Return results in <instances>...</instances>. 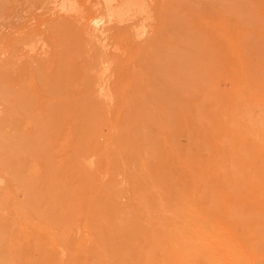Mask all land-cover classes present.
<instances>
[{"label":"bare ground","instance_id":"obj_1","mask_svg":"<svg viewBox=\"0 0 264 264\" xmlns=\"http://www.w3.org/2000/svg\"><path fill=\"white\" fill-rule=\"evenodd\" d=\"M106 8L109 15L112 16V18L117 17L119 21L125 16L133 13L138 14L143 22L151 18L144 0H138L135 4L130 3L128 0H121L118 4L114 5L107 1ZM71 9L74 8L71 7ZM72 11L74 12V10ZM136 26H138V23L132 24L126 28L125 34L115 33L113 38L115 40L124 39L126 41H131L135 35L138 36L147 32L144 24L140 25L141 28L139 32H136ZM64 31L60 33L64 35H66L65 33L68 34L67 31ZM104 31L105 29H99V26L95 25L93 37L97 39L98 42V45L95 43L98 50L97 54H95L96 58L94 61L96 70L95 75L94 72L92 73L94 76L89 77L90 73L88 76L84 75L83 86L81 89H78L80 90L81 96L76 91L74 94L72 92V95H66L68 93L67 91L71 90L75 73L77 75V70L75 71L73 64V60L77 56L76 52L73 53L76 49H74L75 42L73 43L74 46L69 42V39L72 38L70 36L68 37L69 39H64L65 45L63 44V46L65 48L61 47L63 50L62 56L59 58L58 64L55 67V71L57 70L56 72L58 74H56L53 69L54 74H56L54 79L48 81V78L42 77L46 75L41 76V72H39L40 74L37 73V76L39 74L40 77V79L38 77V80H41L38 82V90H28L22 85L21 80L18 78H9L6 76L5 79L2 77L0 79V102L5 104V106H3L6 112L5 116L0 120V125L2 127L0 134V186L4 185L3 190L0 192V212L4 214V212L13 211V218L11 221H2L0 217V264H24L22 261L30 259V257H28L29 253L33 250L35 251V249H37V253L41 252L40 255H44L43 257H39L38 262L36 261L34 264H55L56 260L59 264V260L62 262L63 257L61 256L62 258L55 259L54 252L48 250L50 247H54L58 241L60 242H58L59 245L61 244L68 251L71 259L70 261L71 263L73 262V264H91V262L92 264H264V260H261V256L259 255V249L263 248L264 245L261 244L260 246V241L258 243L256 240L255 242L252 241V238L256 239L260 234H264V232L261 231L264 227L260 228L259 226L257 228L258 220H256L255 215L250 213L252 209L251 203H248L247 200L237 198L234 194H230L232 197L230 207L227 206L224 209L222 216L219 214L220 212H214V214L212 213L211 215V211L207 210L202 205V198L207 196L204 193L203 187L206 182H209L208 178L203 175L207 176L206 173L208 172L201 171L203 175H201V181H199L198 179L200 178L192 176L194 170L189 169L169 183H167L168 180L165 181L163 178L164 176L161 178V175H159L157 171L156 175H153L158 177L156 180L154 178V180L152 179V175L150 177L146 175L147 171L150 170L148 160L152 162L153 160H157L159 156H163V135H165V129H170V125L173 127L170 129L172 133L170 139L173 143V152L177 153L181 150L179 147L181 146L180 140L184 138V132L186 133V131L182 132L181 130V128L183 129V126H185L183 125L185 124L183 115L184 113H188L189 116H193L192 114H194L193 111L189 109L187 101H185V96H190L192 98L195 90H203V94L206 95L205 97H207L209 101L220 104L221 100H217L216 94L214 95V93L217 91L215 90L217 85L220 88L219 91L222 92L221 96L225 95L222 98L227 97L225 94L227 86L223 83L224 78H221L218 73V76H216L214 73L215 71L213 72L214 74L203 73V75L200 76L183 74L182 62L176 60L163 62V50L159 48H163V39L160 36V40L155 43V47L160 50L153 48L155 50V55L153 54L154 56L145 58V60L147 59L146 63L144 64V61H142L144 66L140 61V66H143V71L136 74L134 78L137 80L125 77L126 73L124 67L115 68L116 71L114 70L113 76H116V82L110 86L108 85V81L111 80L108 79L109 67L113 62L119 60L118 56L110 57L105 53L107 44L104 41L105 38L102 37ZM74 34L72 33L71 35L73 36ZM62 37L63 36H60L59 38ZM76 37L77 36H75V39ZM149 44L150 45H147L152 47L154 45L151 42ZM116 47L118 48V46ZM116 47H113V49H117ZM207 47L212 48L209 45ZM148 48L149 47H147V49ZM207 51L208 50H206V52ZM212 52L213 51H208L206 54L209 55ZM212 55H210L211 58ZM211 58L208 62L207 58H204L207 62L204 63L211 65L212 67L210 66V68H215L214 65L219 64V62H213V64L212 61H210ZM214 58L213 61L217 60L216 58L220 61L222 55L220 54L218 57L214 56ZM76 59L78 62L81 58L78 59L76 57ZM204 59L202 61H205ZM226 60H228V58ZM230 61L232 62V60ZM137 62L138 60L136 63ZM153 65H157L156 68H158V71L153 72L151 67L150 69L153 72L151 73L148 67ZM209 65H205V67ZM203 66L204 65H202V67ZM91 67L92 65L87 66V71L91 70ZM223 69L220 68L219 71ZM236 69L237 68H235L234 71ZM84 70L85 69L82 68V72ZM85 72L86 71L83 73L85 74ZM242 75L244 74L242 73ZM254 77L257 78L256 76ZM231 78L233 77L231 76ZM225 79H227V77ZM150 80L154 81L152 82ZM219 83H222L221 85L224 91L221 90L222 86ZM129 86H132L133 90H138L143 95L144 93L147 94L146 90H150V92L155 90L156 92L154 96L148 94L146 97L145 94V98L142 99L134 94V96L131 94L128 97L126 94L131 92L125 94L124 90ZM163 87H168V90H173L172 93H169L171 95H169V98L171 97V99L168 105H171L170 107H172L173 112L171 113L169 111V113L172 114H169L170 117H167L168 113H165V115L162 113L161 115L158 112V115L153 111L157 103L155 102L153 105L151 98H155L158 104L159 102H162L161 105L164 103L163 97L161 98L163 91H160L163 90ZM213 90H215L214 93ZM96 95L102 96L108 103L114 100L117 101L119 109L113 112L112 122V127L116 129L114 130V132H116L112 137L108 138L107 135L99 129V124H101V122L105 123V114L104 108L99 105V103L96 104ZM166 97L167 96H165V98ZM226 99L228 98L224 100ZM48 100L52 102L49 104ZM224 100H222L221 103H224ZM130 101H132V103L128 104ZM107 102L104 103L108 105ZM194 102L196 101L194 100ZM253 104L254 103H249V105ZM151 105L152 111L149 109ZM248 107L245 110V117H243L244 119H242V121L244 120L245 122L246 118V120L249 121L248 125L251 124L248 128L250 127L251 129L253 127L251 130L258 133L261 129H264V124L254 119V122L252 121L253 117H251L249 110L251 107ZM163 115L166 117H163ZM27 116H31V120L35 123L33 128L34 132L30 136L24 134L20 129L23 122L21 119ZM254 118L256 119L258 117ZM184 119H186V117ZM200 120L202 119L200 118ZM203 120H205V118ZM160 121H165V123H167L164 125V131L159 124ZM186 121L188 124L187 119ZM190 121L189 118V122ZM26 122L27 124L29 123L28 121ZM227 122H229L228 119ZM236 122L238 123V121ZM66 124H68L67 126L70 128V134L73 139L72 142H70L72 150L69 155L65 156L64 152V154L61 153L60 155L59 150L57 151L56 136L63 125ZM229 124L232 128L235 127L234 124ZM29 125L31 124H28V126ZM25 127H27V125ZM237 128L236 126V129ZM236 129L234 128V130ZM150 130L154 133L153 136L156 141V146L151 142V139L150 141L149 138L147 140V138L145 139V137H142L144 135L149 136ZM188 130L190 131V129ZM254 131H251V133ZM231 133L233 132L231 131ZM251 133H249V135L255 136L257 134ZM188 134H191V132H188ZM235 134H237V132H235ZM68 140H70V138ZM184 140L187 142L186 146H189L192 142H198L196 141L198 140L197 138L192 139L188 136L184 138ZM90 141L102 144L110 141L114 144V148L117 147L116 149H120V151L118 150L119 152L117 154L116 152L109 151L110 153L105 155L104 151H106V149L104 151L101 149L91 150ZM228 141H220L221 150L227 151L229 147L226 142ZM261 141L263 140L261 139ZM232 142L233 140L231 143ZM234 146L232 145V151ZM113 150L115 149H112V151ZM234 150L238 155H242L243 153L248 154L247 151H245V147L241 148L235 146ZM23 154H27L26 157L28 158L29 156L34 165H32V162L28 161L27 158H24ZM232 155L233 154H231V156ZM97 157L101 158L100 165L96 163ZM122 158H125L126 162L128 160V164H131L132 168L136 171L134 176L131 175L133 178H130L132 192L128 200L129 208H127L126 205L120 204L119 201L117 202L116 194L111 195V193H107L108 187H97L96 178L87 172L89 168H91L89 170L91 171L96 164L104 170L108 169L107 167L109 165L107 171L110 175L111 172L109 171H112L110 166L113 164L112 166L117 172L119 169L116 170L118 168L116 164ZM175 158L179 159L178 155ZM185 158L187 157L184 156V161H186ZM246 163L247 160L245 158L242 164ZM122 165L121 163V167ZM234 166H230L231 169H233L231 170L232 172H230V175H234H232V178L236 177V172L238 171V169L233 168ZM154 168L157 169L156 167ZM120 170H123V168ZM220 172L222 173L223 169ZM223 173L225 174V171ZM223 173L222 176L226 177ZM126 174L127 171L125 175ZM114 176L117 177L118 175L114 173ZM250 176L252 177V175ZM226 179H228V177H226ZM211 180H213V178ZM218 182L215 184H220ZM110 184L113 185L112 183ZM116 186L117 184L115 187ZM121 186L124 187L123 184ZM46 189L49 192L47 200L42 197V193ZM110 189L112 190L113 188ZM227 190H229L228 187ZM160 191H162V193ZM101 194L102 197H100ZM212 205H214L212 208H215V203ZM25 207L29 208L32 214L38 215V217L35 216L37 219L39 216L40 219L41 217L45 218L48 222L47 224L53 227L51 228L49 226L51 229L59 227L63 230L71 228V224L74 223V221L72 223L74 214L81 207H84L85 210L88 211H86L88 216L91 217L94 222V225H90L93 227L91 230L94 231L96 229L97 231H95L98 232V236L96 235L97 233H95V236L98 237L96 240H98L99 243L97 241L98 246H95L100 249V252L98 254L91 253L92 259L83 257L81 259L79 249L86 252L85 246L82 248L83 245L81 242L64 238H52L54 240L40 241L33 238L32 234H22L24 233L23 228L29 226L27 222L21 223V219H23L24 216L21 210H24L23 208ZM79 211L81 212V210ZM23 212L25 213V210ZM88 216L86 215V217ZM213 216L214 218H211ZM31 217L33 218V216ZM119 220L122 222V226ZM30 221L32 220L30 219ZM101 221L103 224L100 223ZM158 222H161V225H158ZM124 224L125 226H130L131 228L129 227L128 229L131 230H126ZM122 227H125V233L124 231H122V233L120 232ZM54 237L56 238V236ZM261 238L264 240V237H260V239ZM59 251L60 255H64V251ZM33 260L34 259H31V261ZM61 262L60 264H62ZM31 263L33 264V262Z\"/></svg>","mask_w":264,"mask_h":264},{"label":"rangeland","instance_id":"obj_2","mask_svg":"<svg viewBox=\"0 0 264 264\" xmlns=\"http://www.w3.org/2000/svg\"><path fill=\"white\" fill-rule=\"evenodd\" d=\"M107 1L114 5V4H118L121 0H0V79L1 77L5 79L6 76L9 78H16V79L18 78L21 80L22 85L26 87L28 90L30 91L38 90L37 89V86L39 84L38 82L41 81L38 80L40 74L39 72L42 73L41 76L46 75L45 77L44 76L42 77L46 79L48 78V81L54 79V76L58 74L56 72L57 70L55 71V67L58 64L59 58H61L62 56L63 50L61 49V47L65 48L63 46V44L65 43L64 39L70 36L72 38L70 39L68 38L69 42L72 45L75 42L74 49L75 48L77 49V50L75 49L76 51L73 49L74 50L73 53L76 52L77 54L76 57L78 59L79 58L81 59L78 60L77 62L76 61L77 59L75 57V59L73 60L74 68L75 71L77 70L78 76L75 73L73 79L74 81L73 84L71 85V90H68L67 91L68 93L66 95H72V92L74 94L75 91L78 92V94L80 95V90L78 89H81L83 86L84 75L88 76L89 73H90L89 77L95 75L96 69L94 66V61L96 58L95 54H97L98 51L96 46V44L98 45V42L97 39H94L93 34H94L95 25H98L99 29L102 30L105 29V31L102 34L103 35L102 37L105 38L104 41L107 44L106 47L107 51L105 48V53L110 57L118 56V60H119L113 62V64H111L109 67L108 79L111 80L108 81L110 83V84L108 83V85L111 86L116 82V76H113L114 75L113 72L116 71L115 68H120V67H124V71L126 73L125 77L137 80L134 77L136 76V74L141 73L143 71L142 68L147 60V59L145 60V58L155 55L154 52L155 50L153 48L158 49L155 47V43L160 40L159 37L161 36V38L163 39V48L161 47L159 48L163 50V62H167L170 60H176L182 62L183 74L200 76L203 75V73L212 74L215 71L214 73L216 74V76H218L217 75L218 73L221 76V78H224L223 83H225V85L227 86V89L225 90L226 92L225 94L227 95V97L225 98L228 99L224 100L225 98H222L225 95H223L224 94L223 93L222 94L223 96H221L222 92L219 91L220 88L217 85H216L217 88H215V90L217 91L216 93H214L215 90H213V93L214 95L216 94L215 96L217 100H221V101L224 100V103L223 102L221 103L220 101V104H218L217 102L209 101V99L205 97L206 95L203 94L204 93L203 90L201 91L195 90L193 94L194 96L192 98L190 96H189L190 98L188 96L187 97L185 96V101H187L189 109H191V111H193L194 114H192L193 116L191 115L189 116L188 113L186 114L184 113L185 116L183 115V120L185 121V124L183 125L185 126L183 127L186 130L184 128L183 129L181 128V130L182 132L186 131V133L184 132L183 134L184 138H187V136L191 137L192 139L197 138L198 140L196 141L198 142L196 143L192 142L189 146H186L187 144L186 140H184V138H181L180 140L181 146H179L181 149L180 152L177 153L173 152V148H172L173 143L172 140L170 139L172 134L170 129L172 125L168 124L171 127L168 130L165 129L166 131L165 132L164 125L167 123H165V121L164 122L160 121L159 124L163 128L165 134L163 135V143L161 142L163 147V156H159L157 160H153L152 162L148 160L150 170L147 171L146 175L149 177L152 175V179L154 178L156 180L158 177H155L153 175H156V171H157L159 172V175H161V178L164 176L163 178L165 179V181L168 180L167 183H169L171 181H174L176 177L187 172L189 169L194 170L192 176L200 178L198 179L199 181H201V175H203L201 174V171L208 172L206 173L207 176L203 175L204 177L208 178L209 182H206L203 187L205 191L204 193L207 196H204L202 198V205L204 206V208L211 211L210 212L211 215L212 213L214 214V212H220L219 214L222 216L224 209L227 206L230 207L231 204L230 202L232 200L230 194H234V196H236L237 198L247 200L248 203H251L252 209L250 213L255 215L256 220H258L257 228L259 226L260 228L264 227V223H263L264 221V148H263L264 132L263 130L264 129L263 130L261 129L257 133L256 131L251 130L253 127L251 129L250 127L248 128V126H251V124L248 125L249 121H247L246 118H245V122L244 120L242 121V119H244L243 117H245L244 116L245 110L249 106L251 107L248 108L250 110L251 117H253L252 121L254 122V120L255 121L258 120L264 124V114H263L264 113V0H144L147 10L150 12V16H151V18L148 19V21L146 20V22L141 21L139 15L135 13L125 16L121 21H119L117 17L112 18V16L109 15L106 8ZM128 1L132 4H135L138 0H128ZM71 7L74 9H71ZM72 10H74V12ZM135 23H138V26L135 27L136 32L140 31L141 24H144V26H146L147 32L142 35H138V36L135 35V37H133L131 41L130 40L126 41L124 39L115 40L113 38L115 33L125 34V31L127 30L126 28H128L129 26ZM63 31L64 32L67 31L68 34L67 33H65L66 35L61 34L63 33ZM157 32L160 33L158 34ZM72 33L75 34L72 36L71 35ZM59 35L63 36L62 37L63 41L62 38H59L60 37ZM75 36H77L76 39ZM91 36L93 37V39ZM150 42L154 44L153 47L148 46L150 45L149 44ZM208 45L212 48L207 47ZM116 46H118V48ZM113 47H116L119 50L115 48L113 49ZM147 47H149L148 48L149 50L147 49ZM206 50L213 51L214 54L212 52L208 55L206 54L208 52V51L206 52ZM219 53L222 55L221 60L219 59L221 63L220 61H218V58H216L217 60L213 61V59H215L214 56L218 57L220 55ZM210 55H212V58L210 57ZM204 58H207V62L211 58L210 61H212V63L219 62V64L214 65L215 68H210L211 65L205 64L207 62ZM227 58L228 60H226ZM203 59L205 61H202ZM137 60L138 62L144 61V64L142 62L143 66L142 65L140 66L141 62L136 63ZM230 60H232V62ZM89 65L90 66L92 65V67L91 70L87 71L86 67ZM202 65L204 66L202 67ZM205 65H209L208 67L210 68L211 72L209 71L208 67H205ZM236 65L239 67H237ZM156 66L157 65L150 66L148 67V69L149 70L152 69L153 72H156L158 71V68H156ZM233 67L234 69L235 68L237 69L234 71ZM82 68L85 69L84 70L86 71L85 74L83 73L84 71L82 72ZM220 68L221 69L224 68V69L219 71ZM53 69L56 72V74H54ZM152 70L151 73H153ZM93 72L94 75H92ZM255 72L257 73V75ZM37 73H39L38 76ZM242 73L244 75H242ZM229 74L233 78H231ZM254 76H256L257 78H255ZM226 77L227 79H225ZM167 88L163 87V90H160L163 91V93L165 94V95L163 93L161 94L162 95L161 98L163 97L162 99L164 100L163 101L164 103L162 105H161L162 102H159L158 104L155 98L154 99L151 98V101L153 105L155 104V102L157 103L155 104L153 110L155 111L156 114L159 115L160 113L162 115L163 113L165 115V113L166 114L168 113L167 117H170V115L172 114H170L169 111L171 113L173 112H172V107H170L171 105H168V102L171 99V97L169 98L170 95L169 93L170 92L172 93L173 90H168ZM222 88L223 86L221 87V90L224 91V89ZM157 91L160 92L159 90ZM146 92L147 94L144 93V95L146 94L145 96L147 97L148 94L154 96L156 91L153 90L150 92V90H146ZM31 93H36V92H31ZM124 93L125 94L129 93L126 94V96L128 95V97L132 94V96L137 95V97L138 98L140 97V99L145 98V96L141 94L138 90H133L132 86L126 87ZM165 96L167 97L165 98ZM95 98H96L95 99L96 104L99 103V105H101L104 108V114H105V121H104L105 123L101 122V124H99V129L101 132L103 131L108 138L112 137V135H114L116 132V131L114 132V130L116 129L112 127L113 124L112 122H113V112L119 109V107L117 106V101L114 100L108 103L105 99H103L102 96H98V95H96ZM194 100L196 102H194ZM48 102L50 104L52 101L48 100ZM104 102L105 103L107 102L108 105H106ZM0 103H2L0 104V120H1L5 116L6 112L4 108L5 104L3 102ZM131 103L132 101H130L128 104ZM249 103L251 104L254 103V104L249 105ZM151 107L152 105L149 107L150 110L152 109ZM164 115L163 117H166ZM27 117L21 119L23 122L21 124L20 129L24 134L30 136L34 132L33 128L35 123H33V120H31L32 118L31 116L28 117L29 120ZM185 117L188 120V124L186 119H184ZM254 117H258V118L255 119ZM189 118L191 120L190 122H189ZM200 118L202 120H200ZM204 118L205 120H203ZM227 119L229 122H227ZM235 120L238 121V123ZM26 121H28L29 122L28 124L31 125L28 126ZM229 123H232V125L234 124L235 127L232 128V126ZM25 124L29 128L25 127L26 126ZM67 125L68 124L63 125L62 129H60V131L57 133L58 135L56 134L57 135L56 141L58 147L57 151L59 150L60 155L61 153L62 154L65 153V156L69 155V153L72 150L70 142H72L73 139L70 134V130H69L70 128ZM236 126L238 127L237 129ZM234 128L236 130H234ZM188 129H190V131ZM1 131H2V127L0 125V134ZM231 131L233 133H231ZM251 131L254 132L251 133ZM188 132L189 133L191 132V134H188ZM235 132H237V134H235ZM249 133L251 134L257 133V134L254 136V135H249ZM153 134L154 133L152 132V130H150L149 136L144 135L142 137H145V139L147 138V140L148 138L149 140L151 139L152 141L151 140L150 141L153 142V144L156 146L155 144L156 141ZM234 134L237 136V140ZM69 138L71 141L68 140ZM230 138L231 141L233 140L232 143L230 141ZM261 139L263 141H261ZM224 140L228 141L226 143H228L229 148L227 149L226 152L221 150V146H220V141H224ZM234 144L235 146L241 148L245 147V151H247L248 154L243 153L245 156L243 154L242 155L236 154L234 152L235 151ZM113 145L114 144H112L110 141H107L103 144L99 142L94 143V141H90L91 150L101 149L104 151L106 149V151H104L105 155H108V153L110 152H116L117 154L120 151V149H116L117 147L114 148L115 146ZM232 145L234 146L233 151H232ZM112 149L115 150L112 151ZM176 154L178 155L179 159L175 158L177 157ZM231 154L233 155L231 156ZM26 156L27 154H23L24 158H27ZM184 156L187 157L185 158L186 161H184ZM245 158L247 160V163L242 164ZM27 159L28 161L32 162V165H34L32 159L29 156ZM96 161H97L96 163L100 165L101 158L97 157ZM125 162H126L125 158H122L117 162L116 165L118 168L116 170L119 169L117 172L114 170L112 164L110 166L112 168V171H109L111 172L110 175L107 171L109 169V165L107 167L108 169L104 170L101 169L98 164H96L98 165L97 166L98 168L95 167L96 165H94V168L96 169L92 167L93 169L89 171L91 169L89 168L87 172H89L96 178L97 187L100 188L102 186L108 187L107 193L109 194L111 193V195L116 194L117 202L119 201L120 204L126 205L127 208H129L128 200L132 192V184L130 178H133L131 175L134 176L136 174V171L134 168H132L131 164H128L129 162L128 160L126 163ZM121 163L123 164L122 167H121ZM232 165L234 166L233 167L234 169H238L237 171L238 173L236 172V177L233 178H232L233 174L230 175V172H232L231 170H233L230 167ZM153 166L156 167L157 169H155ZM122 168L123 170H120ZM220 169L221 170L223 169V172L225 171V174L223 172L222 173L224 176L228 177V179L222 176ZM113 171L115 175H118L117 177L114 176ZM126 171L127 174L125 175ZM250 175H252V177ZM126 178L129 179L127 180ZM212 178L213 180H211ZM109 182L112 183L113 185H111ZM116 182L122 183L124 187L121 186L122 184H118ZM217 182L220 184H215ZM116 184L117 186L115 187ZM226 186L228 187L229 190H227ZM109 187L113 188L114 190L113 189L111 190ZM3 188L4 185L0 186V192L3 190ZM229 191L232 193H230ZM160 192L162 193V191ZM42 197L45 200H47V198L49 197V192L47 189L43 191ZM100 197H102V194L100 195ZM214 203L216 206L215 208L214 207L212 208V206H214L212 204ZM81 208L79 209L81 210V212L77 210V212L74 214L72 220V223L73 221L74 223L71 224L70 226L71 228H69L70 230L69 229L63 230L59 227H54V229H51L53 227L47 224L48 222L45 218L41 217L40 219L39 216V218L37 219L35 216L38 217V215L32 214L31 210L25 207L23 208L25 210V213L23 212L24 210H21V213H23L24 215L23 219H21L22 220L21 223L27 222L29 226L23 228L24 233L22 234L25 235L32 234L33 238L40 241L41 240L48 241L51 240L52 238L54 239L64 238V239L81 242L83 245L82 248H84L85 246V250H86V252H83L82 249H79L81 259L82 257L87 259H92L90 255L91 253L98 254L100 252V249L97 247L98 240H96L98 239L97 237L98 232H96L97 231L96 229H95L96 231L91 230V228L93 227L90 225H94L93 224L94 222L92 221L93 219L88 216L87 213L88 211L85 210L84 207ZM2 214L3 212H0V217L2 221L8 222L11 221L13 218L12 210L7 211L6 213L4 212L3 214L4 216ZM86 215L88 217H86ZM31 216H33V218ZM211 218H214V216ZM30 219L32 221H30ZM120 220L119 223L121 222ZM100 223L103 224L102 221ZM122 225L123 224L121 222V226ZM158 225H161V222H158ZM125 227H122L120 229L121 233L125 229L128 231L131 230L128 229L130 226L128 227L127 225ZM157 227L160 228L159 226ZM261 231L264 232V229ZM95 233H97L96 234L97 236H95ZM54 236H56V238ZM260 237H264V234H260V236H258V238L256 239L252 238V241L255 242L256 240L257 243L260 241L259 244L261 246V244L264 245V240L262 238L260 239ZM58 242L52 248L50 247L51 246L50 245L49 246L50 249L48 250L54 252L53 254L55 259L57 258L60 259L63 257L62 262L59 260V264L60 262L62 264H73V262L71 263L70 261L71 259L66 248L63 247L61 244L59 245L60 242L59 243ZM36 250L37 249H35V251ZM59 250L64 251V255H60ZM35 251L33 250L31 251L33 253L31 252L29 253L28 257H30V259L23 260L22 262L24 264H29V263L32 264L31 262H33L34 264L36 261L38 262V258L43 257L44 254L40 255L41 252L37 253V251L36 252ZM259 255L261 256L260 259L264 260V247L259 249ZM31 259L34 260L31 261ZM57 262L58 261L56 260L55 264H58Z\"/></svg>","mask_w":264,"mask_h":264}]
</instances>
